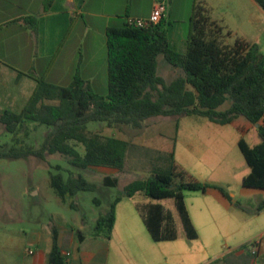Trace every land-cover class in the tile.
<instances>
[{
	"label": "trees",
	"instance_id": "1",
	"mask_svg": "<svg viewBox=\"0 0 264 264\" xmlns=\"http://www.w3.org/2000/svg\"><path fill=\"white\" fill-rule=\"evenodd\" d=\"M255 1L264 11V0ZM209 13L206 4L194 9L184 54L170 48L164 19L149 28H135L127 22L108 27L107 96L96 94L79 75L65 87L38 80L23 110L20 113L4 111L0 115V125L12 135L23 131L28 123L45 126L48 132L42 145L38 149L0 148V160L29 157L46 160L47 154L59 153L68 157L69 164L78 170L90 167L123 170L129 142L91 133L90 123H106L109 127L133 125L137 128L154 117L200 116L226 126L242 117L257 128L261 138V143L255 146H250L244 139L239 140V149L250 169L242 184L247 188L264 190V54L257 45L244 40L236 39L233 45L225 42L224 36L230 37L231 33H225ZM160 56H164L173 68L182 70L184 76L166 83L158 75ZM228 101L231 102L230 107L221 110ZM70 141L82 144L84 154L73 148ZM55 169L58 173L51 174L50 185L62 200L97 188L81 173L70 174L65 179L62 167L56 166ZM176 176L181 178V182H176ZM104 185L117 186L118 179L106 176ZM210 190H218L232 202L222 186L192 178L187 180L186 173L173 163L171 170L126 185L122 197L116 198L109 210L99 215L95 234L105 233L110 237L115 224V205L123 198L133 199L143 194L153 200L175 199L186 238L196 239L198 235L187 211L184 191L206 194ZM236 206L243 208L239 204ZM137 209L155 242L178 239V228L171 210L152 202L138 203ZM262 210L264 203L257 212ZM53 235L50 263L64 264L55 229Z\"/></svg>",
	"mask_w": 264,
	"mask_h": 264
},
{
	"label": "crops",
	"instance_id": "2",
	"mask_svg": "<svg viewBox=\"0 0 264 264\" xmlns=\"http://www.w3.org/2000/svg\"><path fill=\"white\" fill-rule=\"evenodd\" d=\"M49 1L20 3L22 12L16 14L14 8L18 6V1L0 0V115L15 107L23 110L38 85V79H41V66L44 64H48L43 73L51 81L50 84L65 87L62 84L65 77L70 75L74 79L79 75L96 94L98 88H108V27L127 22L128 18L148 19L158 0H148V16L136 13L135 0ZM164 1L167 5L168 0ZM203 1L210 9L211 19L223 27L225 33H231V40H244L261 49L264 27H258L253 16L264 19V11L255 0ZM214 10H222L225 15L233 17V22L224 21V24H220L211 16ZM167 14L168 9L165 23ZM165 29L170 48L184 54L187 38L179 30L173 36V25ZM74 33L72 49H68ZM229 126L244 134L252 129L258 133L257 128L242 117ZM260 143L256 142L252 146ZM216 183H219L218 186L222 184ZM31 193L32 190L25 191V195L30 197L37 195ZM228 193L232 202L218 190H210L205 194L207 199L199 210L201 223L208 225L209 229L204 237L187 207L198 237L187 239L178 228V239L165 242L152 239L137 209L139 202L125 203V199L129 198H123L115 205V224L110 237L105 233L95 234L98 217L92 220L91 225H86L78 210L74 209L71 219L64 217L63 210L47 217L46 212H42L35 203L22 202L18 217L0 216V264H51L49 258L54 245V229L58 234L64 264H216L219 261H223L219 264H227L225 252L219 250L217 237L230 230V234L240 235L252 232L255 228H258L255 236L260 238V245L256 259H252L251 264H261L259 261L264 257V226L256 223L254 218L261 216L264 210H249L235 200L233 192ZM257 193H264V190L243 186L241 194L249 197ZM58 204L62 209L70 210H73L71 205H75L62 199L58 200ZM237 204L243 208L237 207ZM110 205L103 213L109 210ZM226 216L232 218L233 226L225 219ZM87 226H91L89 234L85 233ZM240 245L231 253L238 264H246L245 254L251 251L243 242ZM192 257L196 259L193 261Z\"/></svg>",
	"mask_w": 264,
	"mask_h": 264
},
{
	"label": "rangeland",
	"instance_id": "3",
	"mask_svg": "<svg viewBox=\"0 0 264 264\" xmlns=\"http://www.w3.org/2000/svg\"><path fill=\"white\" fill-rule=\"evenodd\" d=\"M14 1L19 3L14 11L16 14H20L22 12L19 7L20 3L24 4L30 0ZM199 5H204V1L168 0L165 27L168 28L173 25V36L179 30L187 38L191 32V17L194 9ZM134 8L137 14L148 16L149 1L135 0ZM211 16L218 20L220 24H224V21L233 22V17L225 15L222 10H214ZM253 17L254 23L263 28L264 19L257 16ZM176 21H179V23H176ZM224 37L225 42L231 45L234 44L230 37L227 35ZM74 39L75 33L71 36L70 48L68 49H72ZM260 44V50L264 54V39ZM61 62L60 60L59 65H61ZM47 66L48 64L41 66L43 71L41 79L38 80L50 83L51 81L46 79L43 73ZM158 75L169 84L184 76V73L182 70L175 69L168 64L164 56H160L158 58ZM72 81L73 77L69 75V77L64 78L62 84L68 86ZM15 92H18V88L15 89ZM97 92L98 95L105 97L108 94V88H105V90L98 88ZM230 105V101L226 102L221 110H226ZM19 108L15 107L11 109V112L20 113ZM239 127L243 128L241 124ZM88 128L91 133H98L103 137L114 136L129 142L130 147L124 169L90 167L87 170H78L69 164L68 157L59 153L47 154L46 160L36 157L0 160V216L3 214L4 217H18L21 213L20 203L31 201L42 212H46L47 217L53 212L63 210L64 217L71 219L75 213L74 209L78 210L86 225L87 223L91 225L92 220L99 217L104 209L107 210L116 198L122 197L126 185L135 180L147 179L155 173L171 170L173 163L178 170L186 173L187 180L192 178L195 181L213 185L219 184L216 182H222L219 186H222L227 192H233L235 200L248 207L249 210L254 209L257 212L258 208L264 203V193L253 194L249 197L241 194L243 177L248 175L250 170L238 143L240 139H244L250 146L256 142H261L258 133L253 129L244 134L232 126L217 125L200 116L154 117L146 120L141 124V127L137 128L133 125L121 124L109 127L106 123H90ZM47 132L48 129L45 126L28 123L23 131L17 135H12L6 133L4 127L0 125V148L8 149L11 146H17L38 149L41 147ZM69 144L80 153H84L82 144L76 141H70ZM56 166L62 167L61 173L65 179L70 174L81 173L88 182L97 187L95 191L80 192L76 196H67L64 200L68 203L74 202L76 205L73 210L62 209L59 206L58 200L60 198L50 185L51 174L58 173L55 169ZM106 176L117 178L118 185L114 187L105 186L104 178ZM175 179L177 183L181 182L179 176H176ZM26 190H32L31 194L37 193V195L31 197L25 195ZM184 197L186 207L190 209L193 219L204 237L209 229L208 225L201 223L202 215L199 210L204 206L207 196L202 192L184 191ZM129 201L158 203L173 211L177 228L181 230L182 234H185L175 199L153 200L143 194H138L132 200L125 199V203ZM228 218V216L225 217V219ZM254 221L264 226V213L261 216H255ZM228 222L233 226L232 218L228 219ZM90 228L91 226L86 227V234L91 232ZM257 230L258 228H255L252 232L249 231L240 235L230 234L232 231L230 230L228 233L217 237L219 250L225 252L227 264H238V261L234 260V254L231 253V250L236 247L240 248L242 242L251 251L252 243L260 241V238L255 236ZM193 255L192 253L191 256ZM191 259L194 261L196 257ZM245 259L246 264H251V260L256 259V255L251 252L246 253ZM161 262L163 263L162 260ZM259 262L264 264V257ZM219 263H223V261L216 262V264Z\"/></svg>",
	"mask_w": 264,
	"mask_h": 264
},
{
	"label": "built area",
	"instance_id": "4",
	"mask_svg": "<svg viewBox=\"0 0 264 264\" xmlns=\"http://www.w3.org/2000/svg\"><path fill=\"white\" fill-rule=\"evenodd\" d=\"M167 12V5L164 0H158L153 6V10L148 19L128 18L127 24L135 28H149L159 24L164 19ZM260 242H253L251 252L256 255Z\"/></svg>",
	"mask_w": 264,
	"mask_h": 264
}]
</instances>
